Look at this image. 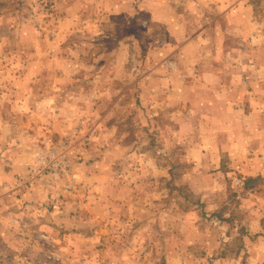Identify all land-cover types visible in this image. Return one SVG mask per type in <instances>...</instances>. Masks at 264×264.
<instances>
[{
  "label": "rangeland",
  "instance_id": "rangeland-1",
  "mask_svg": "<svg viewBox=\"0 0 264 264\" xmlns=\"http://www.w3.org/2000/svg\"><path fill=\"white\" fill-rule=\"evenodd\" d=\"M250 2L264 38V0ZM0 17V158L20 150L31 160L25 174L3 185L13 197L2 205L0 222L14 228L10 238L38 245L17 244L18 259L0 248V264H264V231L248 230L238 199L248 188L243 178L227 177L226 200L204 196L202 177L198 186L188 184L189 153L182 144L166 148L157 128L149 130L147 152L109 155H116L121 197L115 201L109 191L105 200H90L80 165L92 159L96 135L109 122L121 130L139 124L123 121L122 103L113 107L114 119L79 120V70L75 81L66 79L59 53L66 31L68 43L79 44V0H0ZM113 17L109 27L125 32L123 16ZM138 64L133 57L132 74ZM138 130L122 133L118 144L130 145ZM209 188L212 196L220 191L216 181Z\"/></svg>",
  "mask_w": 264,
  "mask_h": 264
},
{
  "label": "crops",
  "instance_id": "crops-1",
  "mask_svg": "<svg viewBox=\"0 0 264 264\" xmlns=\"http://www.w3.org/2000/svg\"><path fill=\"white\" fill-rule=\"evenodd\" d=\"M120 15L127 24L125 32L108 25ZM70 34L66 31L67 37L61 38L60 57L68 65L61 74L73 82L79 70V120L94 124L114 119L113 107L122 103L123 121L139 124L121 130L116 122H109L96 135L92 159L79 171L87 197L105 200L110 191L117 201L122 188L113 172L116 155L113 159L109 155L132 149L147 152L149 130L157 128L166 148L182 144L181 151L189 153L193 175L188 184L198 186L202 177L208 183L204 196L226 200L228 179L243 178L248 188L238 199L243 201L248 230L264 231V38L254 4L250 0H79L76 47L68 43ZM40 50L47 56L44 48ZM133 57L138 58L139 73L130 71ZM26 71L30 82L34 75L30 79L31 68ZM136 128L139 135L130 145L118 144L122 133L124 138L133 136ZM34 137L38 140V135ZM14 152L0 158L1 188L28 171L31 160L24 159L20 150ZM214 181L220 191L212 196L209 186ZM10 197L2 188L0 217ZM4 224L8 223L0 222V248L11 257L18 259L17 244L37 245L29 240L25 245L15 235L10 238L9 229L14 228ZM256 247L255 243L252 252ZM0 257L4 260L3 254Z\"/></svg>",
  "mask_w": 264,
  "mask_h": 264
}]
</instances>
